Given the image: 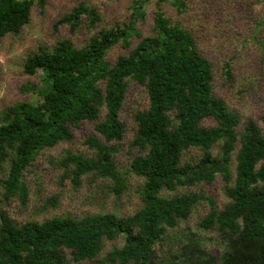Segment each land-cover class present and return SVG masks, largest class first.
Instances as JSON below:
<instances>
[{"label": "trees", "instance_id": "obj_1", "mask_svg": "<svg viewBox=\"0 0 264 264\" xmlns=\"http://www.w3.org/2000/svg\"><path fill=\"white\" fill-rule=\"evenodd\" d=\"M160 2L178 12L186 8L185 0ZM42 3L0 0V40L17 34L28 22L31 7L41 8ZM145 3L131 0L123 19L96 29L98 14L79 2L55 25L73 30L83 20L89 31H96L81 46L61 39L49 50L38 47L29 54L22 73L40 74L41 87L29 88L36 100L0 111L3 200L16 196L24 204L22 174L27 167L39 152L69 141L71 131L82 123H93L102 141L89 140L94 149L90 157L66 152L63 172L73 184L88 174L106 179L118 196L125 179L113 159L117 149L108 144L124 137L119 111L128 83L143 87L146 107L132 116L128 150L135 154L127 167L142 181L140 207L127 216L104 212L20 225L0 213V264L91 262L101 255L104 241L116 239L121 246L103 254L99 264H264V131L253 120L240 123L239 115L213 95L211 64L197 51L190 31L156 10L150 34H141ZM132 40L136 42L131 47ZM117 44L126 52L109 61L107 52ZM229 71L224 62L225 80ZM191 149L198 157L183 161ZM215 180L227 199L221 208L200 193L178 192ZM202 200L209 208L197 228L214 234L218 251L207 250L194 235L180 240L170 234Z\"/></svg>", "mask_w": 264, "mask_h": 264}, {"label": "rangeland", "instance_id": "obj_2", "mask_svg": "<svg viewBox=\"0 0 264 264\" xmlns=\"http://www.w3.org/2000/svg\"><path fill=\"white\" fill-rule=\"evenodd\" d=\"M131 0H43L40 6L30 9L28 22L17 34H7L0 40V111L17 102L35 101L32 90H38L42 81L40 74L28 76L22 73L24 59L36 52L38 47L51 49L61 39H68L74 46H81L97 28L109 27L119 22L127 13ZM79 2L94 8L100 21L95 30H88L82 20L73 30L68 25H55V22ZM184 11H176L165 2L146 0L143 6L144 20L139 27L142 35L150 34L151 18L158 10L171 23H176L191 32L197 51L211 64L213 72L212 93L223 99L228 107L240 118L255 121L264 131V2L262 0H185ZM136 40L131 41V47ZM126 51L119 44L112 47L106 55L113 61ZM229 63V79L222 74V65ZM146 107L143 87L129 82L123 98L119 118L125 124L123 139L108 144L117 149L113 155L116 169L125 179V188L118 196L111 191V182L93 174L80 176L73 184L71 177L63 172L61 159L66 152L79 153L86 157L94 154L89 140L102 139L94 131L93 123H82L79 129L71 131L67 142H60L52 148L38 153L35 160L22 174L26 186V201L21 204L14 196L3 200L0 191V213L20 225L26 221L42 222L52 217L79 218L84 215L112 212L118 216L131 215L140 205V178L127 172L134 151L128 150L134 123L132 116ZM101 111L100 116H102ZM210 125V122H204ZM194 149L183 155V161H194L198 157ZM222 184L215 180L209 185H195L179 189L178 192H196L210 198L217 208L227 199L223 195ZM207 200L198 202L188 218L170 232L182 240L194 235L201 239L207 250L220 249L211 232L197 228L199 219L207 213ZM121 240L104 241L101 255L91 262L80 264H99L103 254L113 247H120ZM181 246V245H180Z\"/></svg>", "mask_w": 264, "mask_h": 264}]
</instances>
